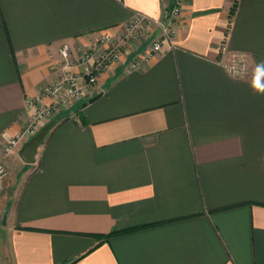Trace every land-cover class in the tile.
<instances>
[{"label":"crops","instance_id":"crops-1","mask_svg":"<svg viewBox=\"0 0 264 264\" xmlns=\"http://www.w3.org/2000/svg\"><path fill=\"white\" fill-rule=\"evenodd\" d=\"M174 1L0 0V264H264V0H181L172 41L46 121L34 164L4 155L63 46L80 72L100 33Z\"/></svg>","mask_w":264,"mask_h":264},{"label":"built area","instance_id":"built-area-1","mask_svg":"<svg viewBox=\"0 0 264 264\" xmlns=\"http://www.w3.org/2000/svg\"><path fill=\"white\" fill-rule=\"evenodd\" d=\"M181 7L182 1L175 0L171 7L166 8L164 16L160 19H150L144 14L136 13L133 19L120 31L100 33L77 61L82 66L80 72L71 71L73 65L70 60V47L63 46L61 55L66 63L62 66L55 81L46 87L38 97L30 101L29 110L33 112L31 120L18 136L7 143L4 155H11L25 141L35 135L37 127H39L38 124H43L58 106L68 107L75 102L87 100L100 74L108 71L113 64H122L126 70H130L148 62L153 53L162 49L164 41H172L174 21L181 14ZM153 27L156 29L155 32L152 31ZM150 37L153 39L150 49L128 61L127 55H130L131 48L136 47V44L143 39ZM126 48L130 49V52L127 53ZM223 66L233 77L243 78L248 74L247 55L233 54ZM47 98L52 100L51 104L45 103ZM58 112L59 110L55 115ZM7 175L6 168L0 164V195L4 190Z\"/></svg>","mask_w":264,"mask_h":264},{"label":"water","instance_id":"water-1","mask_svg":"<svg viewBox=\"0 0 264 264\" xmlns=\"http://www.w3.org/2000/svg\"><path fill=\"white\" fill-rule=\"evenodd\" d=\"M60 116L52 119L45 125L41 126V128L33 135L27 142H25L20 150V156L24 163L26 164H34L36 162V155L38 153L39 148L42 146L46 136L48 133L54 128L58 120H60Z\"/></svg>","mask_w":264,"mask_h":264},{"label":"rangeland","instance_id":"rangeland-1","mask_svg":"<svg viewBox=\"0 0 264 264\" xmlns=\"http://www.w3.org/2000/svg\"><path fill=\"white\" fill-rule=\"evenodd\" d=\"M174 22H175V21H174ZM141 42H142V41H141ZM141 42H140V43L138 42L136 45L139 46V45L141 44ZM152 42H153V39H152L151 37L149 38V40H147V41L145 42L146 45H149V46H148V49H150L149 47L152 45ZM137 46H136V47H137ZM133 49H135V47H134V48H131V52H130V49H128V48H126V50H125L127 53L130 52V53H129L130 56L127 55V57H128V61L131 60V59H133V58H135V57H137V55H138L137 53L134 54ZM127 53H126V54H127ZM80 102H82V101H80ZM53 108H55V107H53ZM66 108H67L66 106H58V107L55 109L54 113H53L51 116H49V117L43 122V124H40V123H39L40 125L38 124L39 127H37V131L41 128V126H43V125L46 123V121H48L49 119H51V118L57 113L58 110H59V112H58L57 115H59V114L62 112L61 110L66 109ZM57 115H55V116H57ZM28 124H29V123H28ZM24 128H25V127H24ZM24 128H23V129H24ZM37 131H36V132H37ZM1 165L4 166V164H1ZM4 167H5V166H4ZM5 168H6V167H5ZM6 170H7V172H8V169H7V168H6ZM8 175H9V173H8ZM8 175H7V178H8Z\"/></svg>","mask_w":264,"mask_h":264},{"label":"trees","instance_id":"trees-1","mask_svg":"<svg viewBox=\"0 0 264 264\" xmlns=\"http://www.w3.org/2000/svg\"><path fill=\"white\" fill-rule=\"evenodd\" d=\"M234 13H235V6H234V7L232 8V10H231L230 17H232V16L234 15ZM84 123H85V121H84ZM134 229H136V228H134ZM126 231H128V230H124V231H118V230H115V231H113V232H111V233H109V234H107V235H97L96 237H97V238L104 239V240H107V239H109L111 236H114V235H117V234H121L122 232H126Z\"/></svg>","mask_w":264,"mask_h":264}]
</instances>
